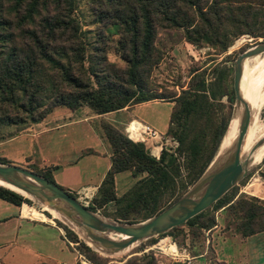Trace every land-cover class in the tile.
Masks as SVG:
<instances>
[{
    "label": "trees",
    "instance_id": "obj_1",
    "mask_svg": "<svg viewBox=\"0 0 264 264\" xmlns=\"http://www.w3.org/2000/svg\"><path fill=\"white\" fill-rule=\"evenodd\" d=\"M87 1L98 25L91 52L85 51L79 34L73 0H0V115L9 121L22 120L25 116L37 121L52 111L53 106L75 109L84 104L95 113H104L156 98L174 101L164 133L175 136L178 144L172 150L161 147L158 157L152 156L142 142L129 139L122 130L100 120L102 134L110 147V163L87 207L95 210L112 201L117 207L108 212L109 216L133 222L138 216L146 218L160 210L169 200H162L164 193L172 197L179 185L182 192L202 172L225 129L224 120L215 113L217 104L212 101L220 93L208 85L204 70L192 74L178 94L161 95L149 87L147 77L160 59L154 46L156 28L163 25L178 28L189 43L223 50L231 37L249 32L256 22L264 21V0ZM36 17L38 27L34 24ZM110 25H116L119 33L114 51L124 61L123 67L114 66L105 54V35L110 37L105 28ZM261 33L264 36V31ZM17 35L28 39L25 48L17 45ZM47 64L54 74L43 86L37 76ZM48 87H56V92L41 111L40 91ZM19 111L25 116L16 114ZM203 124L204 131L199 127ZM180 157L189 170L186 180L178 178ZM0 161L4 162L1 158ZM30 169L55 182L49 168ZM125 169H131L132 175H143L121 195H116L114 173ZM179 180L182 182L177 184ZM227 191L209 206H225L234 214L237 210L240 214L234 228L242 236L264 229V201L244 196L232 201ZM68 192L75 197L72 191ZM0 198L15 205L28 200L3 185H0ZM209 206L157 235H167L181 225L192 226L207 213ZM212 223L213 219L208 218L198 225L206 227ZM60 226L65 230L64 237L77 242L78 252L90 264H158L150 250L131 254L117 263L109 262L106 256L78 239L72 229L64 224Z\"/></svg>",
    "mask_w": 264,
    "mask_h": 264
},
{
    "label": "rangeland",
    "instance_id": "obj_2",
    "mask_svg": "<svg viewBox=\"0 0 264 264\" xmlns=\"http://www.w3.org/2000/svg\"><path fill=\"white\" fill-rule=\"evenodd\" d=\"M91 6L92 5L87 0H73L72 11L79 24V28H80L79 34L82 38V41L84 42V48L86 52L92 51L91 45L96 40L94 32L98 26L93 18L91 12ZM37 18L38 17L35 18L34 24L38 27ZM35 29L38 30L39 28H35ZM105 30L108 33L110 32L109 33L110 37H108V35H105V43H106L105 54L107 60L110 61L116 67H123L125 64L124 61L119 57L118 53L114 51L115 40L119 35L117 31V27L116 25H110L107 26ZM263 31H264V21L256 22L252 26L251 31L249 32L243 31L231 37L225 49L221 50L216 46H211L207 44L194 45L192 43H189L188 41L185 40L182 31L178 28L167 27L164 25L158 26L155 32L154 46L159 52L160 59L158 63L151 69L150 74L147 77V80L149 82L148 83L149 87L152 88L154 91L159 92L161 95L169 94V93L178 94L180 88L186 87V84L192 74L195 75L196 72L200 70H204L206 82L208 83V85H211L217 93H220L218 94L217 98H215V100H212L213 102H215V104H217L216 105L217 107H215L216 116H218L219 119H223L225 123L224 124L225 129L221 133L218 141L219 144L223 134L226 131L227 126L234 117V112H235L234 109H236L237 106V104H235L234 92L232 93L234 59L241 50L245 49L246 47L252 46L259 41L264 40V36L261 35L262 34L261 32ZM16 41L19 47L25 48V42H27L28 39L17 35ZM254 60L256 64H259V62L261 61V59H254ZM39 74L41 76L40 75L37 76V79L42 80L41 83L42 84L44 83L43 86H45L46 83L49 81L50 77L54 73L47 64L46 66H43L41 68V72ZM251 77L252 75L247 77V79L250 81ZM217 82L219 83V87H216ZM55 92H56V87H53L52 89L48 87L40 91V95L42 96L40 103L42 104L41 111H43L42 108H44L45 105L50 104V100L51 98H53V93ZM263 101L259 104V106H257L256 103H250L247 100L248 102L247 106L250 109V117L248 122L249 125L247 126V128L251 126L250 122H254V120L255 121L257 120V122L261 124L260 126L264 128ZM173 102L174 101H172L171 99L169 100V98H156L153 99L152 101H147L143 104H140L138 107L133 109V113L135 114L136 112L139 115V119L145 121L151 126H153L151 124L153 123L157 128L155 126L153 127L156 128L157 130L159 129L158 130L159 132H162L163 126L165 125L166 122L168 123L169 111ZM2 106L6 107V103H3ZM240 108H241L240 109L241 112L242 107ZM89 109L92 110L91 108ZM1 110L2 108H0V112ZM50 110L53 111L51 115L45 118V116L47 115L46 114L43 117L45 119L40 118L37 121L29 119L21 111H19L16 114L25 116V118L18 121H9L8 119H3V117L0 115V118H2L0 119V158L4 160L3 163H14L22 167H25L27 169H30V167L34 169H42L43 167H39L37 165L38 160L40 158L39 155L41 152L38 149V145L36 143L35 138L31 136V132H34L35 129L36 128L38 129L40 126L43 125L45 126L48 123H50L48 120L54 117V115H57L56 120L58 123H61L60 126L58 128L51 129L47 133L42 134L41 138H45L48 135L51 136L50 138L55 137L56 140L60 141L59 147L61 150H65V148L72 147L74 149H81L84 152L86 149L83 147L89 145L97 152V155L100 156L101 158L102 156L103 157L106 156V153H104L103 150L101 149V147H104L106 150L108 149V143L104 138L100 127L101 118L100 119L89 118L86 122L94 131L93 135L96 137V139L91 140L87 138V136H84L82 122L80 123L77 122L75 124L69 123L71 121H74L75 119L82 117L80 116L81 112L79 111L81 110V107L74 109L75 112L73 114L64 106H53ZM125 113L126 112H119L117 114L123 115ZM206 114H209L210 116V113H206ZM84 115L86 114H83V116ZM204 115L205 114H203L202 116ZM214 115L215 114L213 111V117ZM107 117L111 118L112 116L109 115ZM40 120H41L40 123L37 124L35 123V122H39ZM201 121L202 119L199 120L200 124ZM132 123H134V120L132 121ZM199 127H201L203 131H204V127L206 128L204 124L200 125ZM262 133L263 132L256 135V138H258V136L261 135ZM164 134L166 135L167 133ZM170 136L176 140L175 136L173 135ZM98 140L100 142H98ZM134 141L142 142L145 145V143L141 140H134ZM88 142L92 144H88ZM98 144L99 146H97ZM218 144L216 146L213 156L215 155L218 149ZM23 152L26 153V155L24 156L29 155L34 162L26 163L25 160L27 158L24 160V156H22ZM263 154H264V146L261 148V151L258 150L255 153V158L258 159L260 155L262 157ZM260 159H258L256 162H259ZM178 162H180V171L178 178L180 180H186L189 177L188 176L189 173H187L189 170L183 165L182 157L179 158ZM208 163L206 164V166L208 165ZM255 168H256V164L252 165L248 169L246 174L242 177V181L240 182L238 181L237 183H235L237 184L235 188L229 189L227 191L226 194L231 197L232 201L234 199L237 200L240 197L243 198V196L246 198L252 197L259 201H264V199L259 198L256 195L248 194L240 190L243 187V185L247 182L249 177L256 172ZM204 169L202 170V172L204 171ZM125 170H128L130 172L131 181L129 184H125L127 185L126 188L123 187L124 184L122 186V184L118 182L116 195H121L125 190H127L129 187L133 185V183L137 180L138 177L143 175V173L132 175L131 169H125ZM202 172L197 177H195L194 180L190 184H188L186 188L182 190V192H179L180 189V185H179V187L176 189V193H174L172 197H170L167 192H166L167 194L164 193L163 197L164 196L165 197L163 198L161 196V198H163L162 200L165 202L169 198V200L164 205H167L169 202L173 201L175 198H177L182 193H184L185 190L202 174ZM121 174H126V171H123ZM180 180L178 181L177 184H180V182H182ZM96 189L94 192L92 191L91 197L89 199L86 198H81V199L78 198V199L80 201H82V199L87 200L88 201L87 205L91 204L92 201L91 199L94 196ZM73 193L75 197H77L76 195L77 193L75 192ZM21 203H23V208L25 205H28L33 207L35 210H37V211L34 210L35 211L34 215L38 217H42V215L40 214L42 213L48 219L42 220L22 214L24 217H28L30 219H34L37 221L48 222L50 224L58 226L62 231L63 235H66L65 230L60 225L64 224L69 229H72L67 223H65V221L52 215L50 211L47 210L45 206L43 204H40L38 201L28 198V200H21L20 204ZM20 204L18 205L19 213H20ZM116 207H117L116 204H114L112 201H109L104 205H102L101 207L96 208L94 211H96L98 214L108 219H113L111 216H109L110 214H108V212L110 213L113 212ZM230 210H228L230 212L229 213L226 210L225 206H220L218 208H211L209 206L207 209V213L203 215L202 218L197 220L192 226L181 225L176 229L172 230L167 235H161V236L153 235L154 238L153 240H149L147 238L142 239L141 241H138L137 243L133 244L125 253L119 254L117 256H109L99 252L98 253L103 256H106L109 262L117 263L131 254H140L143 251L150 250L153 253L158 264H186V260H180L178 251L182 252V249L186 250L185 253L188 259L191 253L192 254L197 253L200 249H203L206 251L205 252L206 257L210 259V261H212V253H211L212 249L210 245L212 235L210 233L213 228L217 230V232L215 231L214 233L215 237L217 233H221L223 231L225 233L229 231L232 232L233 234L236 233L239 234V236L241 235L234 228V224L237 221L236 217L240 213L237 212L236 210L234 214L233 212L231 213ZM104 213L108 215H105ZM208 218H212L213 223L206 227L204 226L199 227L198 224H200V222L203 220H208ZM142 219L144 218H140L138 216L136 218V221ZM73 231L75 232L78 239L84 240L80 234H78L75 230ZM161 240H164L166 245L169 248H171V250L164 249L160 245L163 244ZM66 243L68 244V248L72 250L73 253L75 254L76 262H79L80 264H90L85 259V257L80 252H78L77 250L78 245L76 241L66 239ZM225 246H227V244H225ZM172 247L175 248L172 249ZM238 247H240L239 243L235 242L228 249L233 254H236ZM70 259H71V255H70ZM79 259L83 260L84 263H81Z\"/></svg>",
    "mask_w": 264,
    "mask_h": 264
},
{
    "label": "crops",
    "instance_id": "obj_3",
    "mask_svg": "<svg viewBox=\"0 0 264 264\" xmlns=\"http://www.w3.org/2000/svg\"><path fill=\"white\" fill-rule=\"evenodd\" d=\"M145 102L147 101L104 113H95L83 104L79 106L81 107L79 111L82 117L69 123L82 122L83 134L91 140L96 139V137L93 135L94 131L86 123L89 118L104 119L125 133V126L131 119L143 121L139 119V115L136 112L135 114L133 113V109ZM68 110L72 114L75 112L74 109ZM52 112L50 111L45 118L51 115ZM119 112L126 113L123 115L117 114ZM82 113L86 115L83 116ZM109 115L112 117L108 118L107 116ZM54 117L47 119L50 122L47 125L40 126L34 132H31V136L35 138L38 149L41 152L37 165L49 168L54 181L68 191L75 192L78 188L88 187L94 192L110 163L109 144L107 150L101 147L103 152L106 153V156H102V158L89 145L86 146L87 148L83 147L86 149L84 152L81 149H74L68 146L65 150H61L59 147L60 141L56 140L55 137L50 138L51 136L48 135L45 138H41L42 134L60 126L61 123L56 120L57 115H54ZM40 122L41 120L35 123ZM151 124L155 126L153 123ZM166 125L167 122L163 126L161 133L165 131ZM98 142L100 141L98 140ZM88 144L92 143L88 142ZM24 155H26L25 152H23L22 156ZM24 160L26 163L34 162L29 155L24 156ZM123 171H126V174H121ZM255 171L240 190L264 199V156L256 163ZM130 181V172L128 170L114 173L115 193H117L118 182L122 186L124 184L123 187L126 188L127 185L125 184H129ZM18 207V205L0 198V262L11 264H34L39 261H45L49 264H73L76 262V256L68 248L66 238L58 226L24 217L22 215L23 203L21 204L20 213L18 212ZM29 210L32 211V209ZM32 213L34 215L35 211H32ZM45 219L48 218L46 217ZM215 231L217 232L213 228L210 233L212 235L210 242L212 261L206 257V251L203 249H200L197 253L188 254L190 256L188 259L185 253L186 250L182 249V252L178 251L180 260H186V264H264V229L245 236L223 231L217 233L215 237ZM161 241L163 244L160 245L164 249L171 250L164 240ZM235 242L239 243L240 247H238L237 253L233 254L228 248ZM174 248L172 247V249Z\"/></svg>",
    "mask_w": 264,
    "mask_h": 264
},
{
    "label": "water",
    "instance_id": "obj_4",
    "mask_svg": "<svg viewBox=\"0 0 264 264\" xmlns=\"http://www.w3.org/2000/svg\"><path fill=\"white\" fill-rule=\"evenodd\" d=\"M263 50L264 40L246 47L234 59L235 104L241 101L243 103L235 137L227 150L220 156L215 153L202 174L184 193L142 220L125 222L108 219L88 208L56 182L49 181L41 174L14 163L0 162V181L70 220L82 232L83 241L104 255L113 256V253L123 251L125 248L127 250V247L130 248L142 239L164 232L209 206L237 183L252 166L249 156L242 155L240 151L246 135L250 109L242 99L238 88L239 64L244 56ZM262 142H264V133L252 143L250 150L252 151Z\"/></svg>",
    "mask_w": 264,
    "mask_h": 264
},
{
    "label": "bare ground",
    "instance_id": "obj_5",
    "mask_svg": "<svg viewBox=\"0 0 264 264\" xmlns=\"http://www.w3.org/2000/svg\"><path fill=\"white\" fill-rule=\"evenodd\" d=\"M254 59H261V61L259 62V64H256ZM239 65H240V75H239L238 88H239V92L241 94V97L246 104L248 103L247 102V100H248L250 103H256V105L259 106V104L264 100V50H263V52L261 51V53L259 52V53L253 54V55L244 56L240 60ZM251 75H252V77L249 81L247 79V77H249ZM242 103H243L242 101L240 103H237L236 109H234V111H235L234 117L230 121L229 125L227 126L226 131L223 134L220 143L218 144V149L216 151V154H218L219 156L223 151L227 150L232 139H234V137H235L239 118H240V113H241L240 107H242ZM250 124H251V126H249V128H247V130H246L245 139L242 143L240 151H241L242 155L247 154L249 156V160H251V164L254 165V164L258 163L256 161L258 159H260V157H261V155H260V157L258 159H256L255 153L258 150L261 151V148L264 146V142H262L257 147H255L252 151L250 150V148H251L252 143L257 139L256 135H258L261 132L264 133V128H262V126H260L261 124L259 122H257V120L256 121L254 120V122H250ZM0 185H3L7 188H9V187L12 188V186H10L7 183H4L2 181H0ZM12 190H14V189H12ZM16 192H18V191H16ZM22 195L27 196L26 194H23V193H22ZM43 205L45 206V208L47 210L50 211V213L52 215H54L55 217L65 221L75 231H77L80 235H82V232L80 231V229H78L70 220L64 218L60 213L56 212L54 209L48 207L47 205H45V204H43ZM29 209H32V211L35 210L31 206L25 205L24 208L22 209V214L27 215V216H32V217H35L38 219H45L46 218V216L40 212L39 213L42 215V217L34 216L32 211ZM35 211H37V210H35ZM128 248L129 247H127V250H128ZM125 249H123V251L126 252L127 250H125ZM123 251L113 253V256L123 254L122 253Z\"/></svg>",
    "mask_w": 264,
    "mask_h": 264
},
{
    "label": "built area",
    "instance_id": "obj_6",
    "mask_svg": "<svg viewBox=\"0 0 264 264\" xmlns=\"http://www.w3.org/2000/svg\"><path fill=\"white\" fill-rule=\"evenodd\" d=\"M132 121L133 119H131L125 126L126 136L133 141L134 140L143 141L145 143V147L152 156L158 157L161 147L170 150L177 145V141L173 137L159 132L156 128H154L150 124L140 120L137 121L134 120L135 121L134 123H132ZM75 193H77L76 194L77 199L78 198L89 199L91 197L92 190H90L88 187H81L78 188L75 191ZM82 201L80 202L87 206L88 201L84 199H82ZM21 204H20V210H21ZM79 261L81 263H84L83 260H79Z\"/></svg>",
    "mask_w": 264,
    "mask_h": 264
}]
</instances>
